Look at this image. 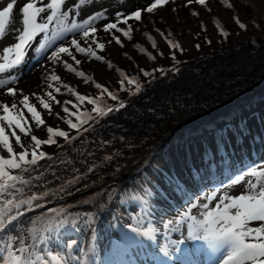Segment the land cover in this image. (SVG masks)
Listing matches in <instances>:
<instances>
[{
    "label": "bare ground",
    "instance_id": "6f19581e",
    "mask_svg": "<svg viewBox=\"0 0 264 264\" xmlns=\"http://www.w3.org/2000/svg\"><path fill=\"white\" fill-rule=\"evenodd\" d=\"M117 1L121 4L120 0ZM150 1L124 0L123 3L126 4L120 6L118 11L143 7ZM231 2L235 4V13L248 25L247 31L240 30L235 25L232 19L233 10L224 8L219 4V0H210L211 13L193 4L191 7L200 12L199 17H192L189 9L182 7L184 0H175V3L158 9L154 15L144 13L146 29L142 27L139 33L134 31L133 40H125L123 48L115 45L114 42L111 45L106 43V50L99 54L111 60L129 77H137L144 85L141 93L129 97L128 91L119 92L121 99L128 101L127 106L119 112L109 113L94 125L92 131L84 132L72 143L66 144L62 138H57L61 147L42 146V149L53 158L39 162L44 165L41 170L43 180L33 183L42 182L45 188L53 189L74 175L87 173L89 166H94L95 171L88 174L87 178L75 188H70L71 194L65 192L63 195L50 197L44 207L28 212L9 227V232L25 233L30 220H35V232L43 234L47 227L53 228L51 243L41 247L66 253L69 251L65 248L66 242L75 241L71 249L74 256L87 259L89 264H106L107 261L116 259L112 251V241L122 234L134 236L135 234L130 231L131 227L141 230L158 229V240L159 236L165 234L164 224L167 221L179 220L178 215L168 211V205L163 206L164 215L156 207L158 202L164 203V199L172 197V192L166 194L164 198L151 191L155 199L152 201L154 208H146L147 200L141 201L133 197L134 194L142 195L148 192L151 186L168 190L173 186L168 183L169 175L180 177L184 171L186 162H183V158L187 159V157L183 155V158L175 159L177 150H171L168 155H164L163 147L176 139L191 140L193 142L191 147L199 146L196 140L204 132L206 133L202 137L207 140L212 132L220 129L219 127L209 129L208 126L212 123L225 125L245 119L248 126H252L256 132L261 133L264 130V0H231ZM252 4L255 5V10L253 7H246ZM101 8L98 6L94 10ZM172 8H176L177 12L173 13ZM87 16L89 15L84 17ZM216 18L230 32L226 41L225 38L222 41L217 40L219 34L214 26ZM149 19L157 22L156 28L170 30L172 32L170 39L179 42L185 49L183 55L177 51V59L182 61L179 65V73L173 75L169 72L161 77V73L157 72V79L150 84L145 82L140 69L150 71L153 68H169L172 66V60L167 41L147 23ZM253 20L260 25L259 28L253 27ZM201 21L207 31L197 37ZM130 23L136 26V22ZM144 30H148L153 35L159 50L164 53L163 56L151 49L150 42L142 35ZM237 32L239 35L236 34ZM97 35L106 42L107 37L104 33L98 32ZM205 35L211 39V44L204 42ZM252 41H255V44ZM136 43H140L146 49L145 53H140L133 47ZM197 43L201 44L199 51L195 47ZM125 52L132 57L131 60L123 55ZM149 54L155 56V59L150 60ZM77 58L82 61L87 59L78 54ZM47 67L55 68L62 80L73 85L78 92L100 96L99 90L91 83L84 84L81 78L66 72L60 65L48 64ZM80 68L96 82L108 87L110 91H118L120 77L115 67L109 70L106 63L92 59L90 62H83ZM40 74L41 71L30 73L18 88L23 89L26 94L33 92L43 94ZM125 87L131 88L134 92L136 85L129 86L125 82ZM61 92L65 93L66 90L62 88ZM0 99L9 101L12 98L6 99L0 96ZM57 99L74 101L75 98L58 95ZM253 100H257L256 105L251 106L244 113H235L237 109ZM178 101L181 103L178 110L181 111L180 115L176 114L177 107L174 106ZM105 103L113 107L116 105L115 101H111L105 95L98 99L97 106L102 107ZM68 107L75 111L71 109V105ZM91 107L87 104L84 106L87 109ZM84 108L81 109L82 112ZM54 110H59V106L54 105ZM173 114L176 116L173 117ZM47 119L51 124H58L63 130L68 131L70 136H76V131L69 129L63 121L50 117ZM72 120L77 122L75 116ZM115 131L117 136H114ZM39 135L46 138V133L42 132ZM101 141L110 143L104 146ZM201 146L206 148L211 145L203 143ZM107 155H113V159L104 161L103 157ZM62 161L64 163H61ZM169 166L173 167L166 170ZM164 170L166 171L162 173ZM37 174L33 173V175ZM147 175L152 180H147ZM249 178L251 177H246V180ZM190 182H194L192 177ZM245 186V183L231 186L229 191L217 190L216 194L217 197L225 193L239 195L244 192ZM185 188L186 191L190 190L187 184ZM34 190L40 192L44 189L38 187ZM207 195L198 197L197 204L204 201ZM127 202L132 206L129 203V206L125 207L124 204ZM137 202L138 204L134 206ZM60 212L65 214L70 223L57 227ZM86 214L92 218L90 223L84 220ZM194 214L199 216L196 210ZM187 223V221L179 225L173 223L169 227H179L178 239H180L182 234L184 236L187 234ZM253 226H259V222H254ZM175 232L168 231L166 234L177 235Z\"/></svg>",
    "mask_w": 264,
    "mask_h": 264
},
{
    "label": "snow or ice",
    "instance_id": "6c2138e0",
    "mask_svg": "<svg viewBox=\"0 0 264 264\" xmlns=\"http://www.w3.org/2000/svg\"><path fill=\"white\" fill-rule=\"evenodd\" d=\"M17 2L18 0H9L6 6L0 7V39L5 37L6 31L15 33V42L0 49V96L12 98L10 102L0 99V264H89L87 259L72 254L71 249L75 241L66 242L65 248L69 250L66 253L41 247L51 243L53 231L51 226L44 229L41 234L34 230L35 220H30L25 233H12L8 229L28 212L44 207L48 198L63 195L65 192L71 194L70 188H75L87 178L88 174L95 171L94 166H89L87 173L74 175L53 189L45 188L42 182L33 183L43 180L41 170L44 165L39 162L53 158L42 149V146L61 147L57 138H62L66 144L72 143L84 132L92 131L94 125L107 117L109 113L119 112L127 106L128 101L121 99L119 92L128 91L129 97L141 93L144 85L137 77H129L111 60H107L99 53L106 50V43L111 45L114 42L115 45L123 48L125 40H133L134 31L139 33L142 27L146 29L144 13L154 15L158 9L175 3V0H152L142 9L138 8L130 13L116 12L114 21L109 19L106 8L82 20L78 19L83 6H90L98 0H77L71 7H65L66 0H47L46 3L45 0H26L19 9H16ZM120 2L123 3L124 0ZM193 4L200 6L206 12H212L210 0H184L182 7L188 8L192 17L200 16V12L192 9ZM219 4L233 10L232 19L240 30H248V25L235 13V4L231 0H219ZM246 7H253L255 10L254 4L246 5ZM14 9L20 14L19 29L10 28ZM172 12H177V9L172 8ZM98 21L108 22L97 27ZM130 21L136 22V26L134 27ZM147 23L151 24L153 30L167 41L172 60V66L169 68H153L150 71L140 69L145 82L150 84L157 79V72L161 73V77L169 72L173 75L179 73V65L182 61L177 59V51L183 55L185 49L179 42L170 39L172 36L170 30L156 28L157 22L152 19H149ZM53 24L56 28L51 27ZM252 25L256 28L260 27L255 20L252 21ZM214 26L218 34L226 41L230 32L218 18L215 19ZM206 31V26L201 21L200 32L196 36L199 37ZM98 32L106 35V42L97 35ZM41 34H43L42 42H39L37 47H33L37 43L36 37ZM236 34L239 35V32ZM142 35L150 42L151 49L156 50L160 56L164 55L148 30H144ZM57 41L64 42L57 43ZM204 42L212 43L207 35L204 36ZM252 43L255 44V41ZM133 47L140 53L146 51L140 43L134 44ZM195 47L199 51L201 44L197 43ZM49 49L51 51L46 56V60L50 64L60 65L66 72L81 78L84 84L91 83L95 89L99 90L100 96L78 92L73 85L62 80L55 68L49 69L44 64L41 65L44 69V75L41 77L43 94L41 92L26 94L23 89L16 87L23 68L28 63L29 52L39 57ZM77 54L87 58L86 61L78 59ZM123 55L132 59L126 52ZM92 59L106 63L109 70L115 67L120 77L118 91H110L108 87L96 82L80 68L83 62H90ZM149 59L154 60L155 56L149 54ZM125 82L129 86L135 84V91L126 88ZM62 88L66 90L65 93L61 92ZM58 95H68L75 99L61 101L57 99ZM105 95L116 102L115 107L107 103L102 107L97 106L98 99ZM85 104L91 105V109L84 108ZM54 105L59 106V110H54ZM68 105H71V109L75 111L70 110ZM82 108H84L83 112ZM73 116L76 117L77 122H73ZM48 117L63 121L69 129L76 131V136H70V133L58 124H51ZM42 132L46 133V138L39 135ZM249 136H252L250 145L259 140L252 135L247 120L241 119L237 123L229 122L214 133L215 152L208 147L204 153L205 159L212 161L213 169L222 167L224 175L231 177L228 186L245 183L244 192L239 195L225 193L217 197L216 191H213L200 204H191L179 220H169L164 224L166 234L168 231H179V227H169L173 223L179 225L187 221L186 236L182 234L180 239H169L167 243L158 245L152 252L145 253L144 244L137 238L142 237L151 244H155L158 229L141 230L131 227L130 231L135 234L134 236L122 234L112 241V251L116 259L107 261L106 264H144L149 260L154 264H205L200 259L204 249L187 248L184 245L188 241L207 246L208 264H213V261L214 264H264V164L242 160L239 163H243L246 170H240L232 161V156L235 154V148L232 146L233 139L237 145H241ZM100 143L107 146L110 142L101 141ZM260 145L259 154L264 155V140L260 141ZM217 157L220 158L219 165H217ZM103 159L111 161L113 155L104 156ZM233 169L238 172L235 176H231ZM33 173L38 174L33 175ZM192 175L196 180L201 179L195 170ZM246 177L255 179L246 180ZM168 183L174 185L177 191H186L185 185L176 176L169 175ZM38 187L44 190L36 192L34 189ZM76 190L79 191V189ZM194 210L199 212V216L194 214ZM91 219L87 214L84 217L87 223H90ZM254 222H259V226H253ZM69 223L65 214L60 212L56 226H65ZM135 249L140 250L138 255L142 254L140 261H129L123 258L125 254Z\"/></svg>",
    "mask_w": 264,
    "mask_h": 264
},
{
    "label": "rangeland",
    "instance_id": "374dc122",
    "mask_svg": "<svg viewBox=\"0 0 264 264\" xmlns=\"http://www.w3.org/2000/svg\"><path fill=\"white\" fill-rule=\"evenodd\" d=\"M217 40H218V41H222V40H223V37H222L221 35H219ZM234 97H237V96H234ZM179 102H180V101L176 102L177 105H174L175 107H177V109L174 107V109H176L175 111L177 112V113H176L177 115H180V112H181V111H178V110H180L179 108H180V106H181V105H180L181 103H179ZM178 105H179V106H178ZM178 112H179V113H178ZM172 116L174 117V116H176V115L173 114ZM172 116H170V117L168 116V117L171 118ZM128 126H129V124H128Z\"/></svg>",
    "mask_w": 264,
    "mask_h": 264
}]
</instances>
